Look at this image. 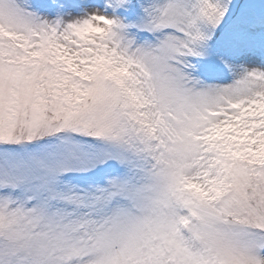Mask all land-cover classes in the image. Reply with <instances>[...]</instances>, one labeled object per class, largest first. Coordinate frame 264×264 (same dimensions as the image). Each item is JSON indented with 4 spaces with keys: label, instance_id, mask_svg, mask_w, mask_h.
<instances>
[{
    "label": "snow or ice",
    "instance_id": "obj_1",
    "mask_svg": "<svg viewBox=\"0 0 264 264\" xmlns=\"http://www.w3.org/2000/svg\"><path fill=\"white\" fill-rule=\"evenodd\" d=\"M0 264H264V0H0Z\"/></svg>",
    "mask_w": 264,
    "mask_h": 264
}]
</instances>
